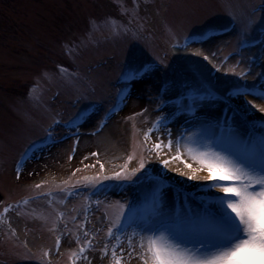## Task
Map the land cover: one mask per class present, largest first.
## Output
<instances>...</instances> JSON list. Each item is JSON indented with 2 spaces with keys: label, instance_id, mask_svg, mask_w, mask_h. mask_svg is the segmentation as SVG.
Segmentation results:
<instances>
[{
  "label": "rangeland",
  "instance_id": "rangeland-1",
  "mask_svg": "<svg viewBox=\"0 0 264 264\" xmlns=\"http://www.w3.org/2000/svg\"><path fill=\"white\" fill-rule=\"evenodd\" d=\"M260 4L261 0H0V264H72L71 254L84 243V229L94 247L77 264H111V247L123 244L127 249L133 233L129 227L116 234L119 241L107 239L121 205L127 210L134 204L146 216L151 211L150 193L161 179L168 185L169 204L186 195L210 197L214 190L178 172L171 174L147 149L157 137L167 141L164 125L175 137L196 122L174 110V94L183 91L184 77L168 68H188L215 85L218 96L237 85L264 90V77L257 75L264 73V35L254 29L243 50L239 44L242 23ZM208 28L213 31L203 43L191 42L184 53L175 48L185 37H198ZM197 50L203 55H193ZM132 51L161 70L126 85L121 73ZM240 72H248L245 79L234 74ZM165 81L172 99L159 111ZM123 94L117 112L104 120L114 109L113 100ZM223 108L222 102L205 106L198 119L222 117ZM89 111L93 112L77 126V133L76 117ZM161 117H166L161 131H153L145 142L144 133ZM49 138L53 143L34 147ZM130 155L135 159L127 171L141 156L146 158L145 170L130 180L104 179L116 172L123 177ZM75 186L82 189L72 190ZM132 242L141 243L138 236ZM105 243L106 257L101 252ZM130 264L142 262L133 259Z\"/></svg>",
  "mask_w": 264,
  "mask_h": 264
},
{
  "label": "snow or ice",
  "instance_id": "snow-or-ice-1",
  "mask_svg": "<svg viewBox=\"0 0 264 264\" xmlns=\"http://www.w3.org/2000/svg\"><path fill=\"white\" fill-rule=\"evenodd\" d=\"M258 14H264V0L252 9L241 25L239 35L243 39L239 42L240 50L248 45L247 38L254 29L264 35V15ZM210 31L213 29L208 28L200 33L199 39L191 38V42L203 43ZM189 42L190 38L185 37L183 47L186 48ZM128 55L129 62L121 73L126 85L143 81L161 70L152 61H141L134 51ZM193 55L199 57L203 54L197 50ZM203 59L208 60L209 57L204 55ZM168 71L184 77V89L174 94L177 102L173 108L181 116H192L196 121L193 124L196 131L185 129L174 137L172 130L164 125L167 141L157 137L147 151L160 158L165 169H169L172 163L183 165L182 169H175L181 177L196 181L203 189L214 190V193L208 198L189 199L186 195L182 201L177 199L169 204L165 199L168 185L161 179L150 193L151 211L146 216H141L134 204H129L127 210L121 205L117 218L108 226L107 239L119 241L120 236L116 234L129 227L133 228V233L127 249L123 244L111 247V264H130L133 259H138L142 264H249L250 257L253 264H264V116H260L256 122L248 115L252 109L264 113V90L257 92L246 85H237L218 96L219 89L215 85L198 79L188 68L180 66L168 68ZM248 72L234 74L239 79H245ZM257 75L264 77V73ZM171 83L175 85V78ZM168 84L169 81L163 84L159 111H163L172 99L168 95ZM261 87L264 89V85ZM158 93H161V89H158ZM250 95L261 103L247 99ZM218 102L224 104L222 117L198 119L205 106H215ZM165 118H158L154 128L144 133L145 142L151 140L153 131H161L159 125ZM59 123L54 121V124ZM51 135L49 132L48 136ZM75 144H79L78 137ZM192 144L195 147L190 146ZM75 152L76 147H73V155ZM91 155L98 156V153ZM72 158L70 155L69 159ZM133 159L134 156H128L123 165V177L121 172H116L113 177L105 176L104 179L130 180L136 177L137 173L145 170L146 158L141 156L137 166L128 172ZM103 168L101 164V171ZM17 170L20 171L19 165ZM83 235V245L71 254L72 264L86 260V252L94 247L86 229ZM137 236L141 241L138 246L132 242ZM145 240L146 244L143 243ZM55 243L58 253L60 237L56 238ZM77 243H80L79 237ZM108 249L109 244L105 243L101 249L102 256L109 255ZM43 255L47 257L49 252Z\"/></svg>",
  "mask_w": 264,
  "mask_h": 264
},
{
  "label": "bare ground",
  "instance_id": "bare-ground-1",
  "mask_svg": "<svg viewBox=\"0 0 264 264\" xmlns=\"http://www.w3.org/2000/svg\"><path fill=\"white\" fill-rule=\"evenodd\" d=\"M218 38H220V37H218ZM218 38H215V39H218ZM186 51H187V50H186ZM180 53H184L183 50H182ZM262 59L264 60V55H263V58H262ZM247 99H249V100H253V97L250 95V96L247 97ZM253 102L256 103V104H260V103H261L259 100H253ZM209 107H210V106H209ZM246 107H247V106H246ZM209 110L211 111L209 114H212V110H213V109L210 108ZM207 111H208V110H207ZM217 111H218V109H217ZM249 113L253 114V116H255L254 118H257L258 120H259V117H260V116H264V113H260V112H258V111L255 110V109L250 110ZM189 131H190V132H195V131H196V128H194L193 125H192V127H190ZM105 142H106V139L103 138V140H102V142H101L100 145L104 146V145H105ZM182 142H183V140H182ZM190 146L195 147V144H192V145H190ZM188 162H191V161H188ZM193 166L195 167V165H193ZM176 168H181V166H179V165L176 164V163H173V164L171 165V167H170L169 169H167V170H168V172H171V174L174 175V174L177 173V171H175ZM181 169H182V168H181ZM183 178H184V177H183ZM127 193H128V192H127ZM166 194H167V193H166Z\"/></svg>",
  "mask_w": 264,
  "mask_h": 264
}]
</instances>
